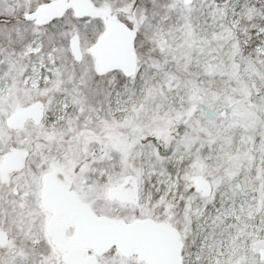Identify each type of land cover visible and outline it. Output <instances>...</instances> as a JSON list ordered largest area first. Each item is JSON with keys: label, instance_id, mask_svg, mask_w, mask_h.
Masks as SVG:
<instances>
[{"label": "snow or ice", "instance_id": "obj_1", "mask_svg": "<svg viewBox=\"0 0 264 264\" xmlns=\"http://www.w3.org/2000/svg\"><path fill=\"white\" fill-rule=\"evenodd\" d=\"M0 264H264V0H0Z\"/></svg>", "mask_w": 264, "mask_h": 264}]
</instances>
